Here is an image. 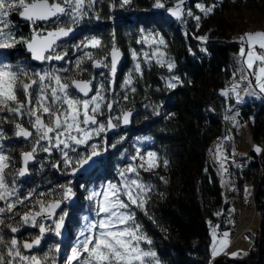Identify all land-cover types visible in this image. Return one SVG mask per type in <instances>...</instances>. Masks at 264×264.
I'll return each mask as SVG.
<instances>
[{
	"label": "snow or ice",
	"instance_id": "obj_1",
	"mask_svg": "<svg viewBox=\"0 0 264 264\" xmlns=\"http://www.w3.org/2000/svg\"><path fill=\"white\" fill-rule=\"evenodd\" d=\"M105 2L110 12L117 8L128 11L134 0H0V225H4L7 219L20 216V221L15 225H8L11 233H18L26 226L39 229V234L31 243L25 242L21 246L15 236L6 237L0 228V264H56L52 253L59 251L58 245L51 246L44 257L30 251L25 254V251L41 246L46 234L63 236L68 213L62 204L70 202L75 192L71 181H68L58 186L62 189L60 192L53 188L37 194L33 189L22 194L17 179L30 174V165L37 155L44 152L51 157L54 152H59L61 161L52 163L53 168L59 171L62 163L65 172L71 169L69 174L72 176L77 173L91 174L106 164L104 153L107 149L101 148L99 141L104 140L107 132L130 123V109L121 108L118 115L112 113L120 100L128 99L129 92L136 93L138 78H143V65L151 66L152 60H155L156 65L166 66L172 73L166 78L169 89L181 83V78L173 71L175 62L163 50L167 48L164 36L159 31H146L143 27L136 43L145 45L150 51L130 49L134 68L121 83L122 95H118L114 87L121 57L114 32L110 48L101 37L95 35H86L73 45L75 52L81 53L75 61V77L61 74L70 69L51 66V62L65 59L68 54L64 50L65 45L75 36L76 29L85 19H102L96 6ZM185 5L186 0H175L171 4L169 0H154L152 7L164 10L181 23L187 22L185 17H191L199 27L201 17L194 16ZM197 8L208 16L213 13L215 5L205 7L197 4ZM13 14L29 23L31 32L28 36L17 35V25L10 19ZM108 19L115 20L111 15ZM198 39L206 41L207 38ZM240 44L236 71L244 74L241 79L247 80L249 85H252L254 78L253 87L264 93V51H257V48L264 50V33L245 34ZM17 45L26 48L32 61L49 67L37 70L20 62L11 63V58L17 53L8 50L15 49ZM201 51L206 52L207 49L201 48ZM257 61L259 64L254 69ZM87 62H91L92 69H102L100 80L97 81L95 75L92 79L77 78L89 71L85 67ZM239 87L233 85L222 91L221 95L231 99L235 94L236 103H242ZM246 94L255 96L256 92L253 90ZM152 110L159 115L157 107ZM105 116L106 121L101 119ZM5 122L13 125L14 137L22 138L30 146V150L21 152L22 166L15 172L6 171L15 161L6 153L3 144L5 139L10 138L3 127ZM123 139L120 137L117 142ZM255 151L259 153L261 149L256 147ZM217 155L221 169L226 171L225 161L219 159V148ZM144 156L137 149V156L132 159H139V163L120 169L117 183L108 182L100 191L90 193L88 199L95 203L96 218L84 217L85 223L67 257V264H161L157 252L151 247L153 241L138 220L137 210L148 215L147 206L154 190V185L141 176V170L149 171L161 165L167 168L169 161L152 151L146 153V160ZM158 179L167 182L164 177ZM37 195L51 199H37ZM29 205L31 210L21 215L19 209ZM57 209L60 211L57 212ZM223 235L227 237L228 233ZM224 243L220 241V248L213 244V256L220 254ZM144 244L148 247H143Z\"/></svg>",
	"mask_w": 264,
	"mask_h": 264
},
{
	"label": "trees",
	"instance_id": "obj_2",
	"mask_svg": "<svg viewBox=\"0 0 264 264\" xmlns=\"http://www.w3.org/2000/svg\"><path fill=\"white\" fill-rule=\"evenodd\" d=\"M153 2L154 0H134L131 10L117 8L113 12L109 11L107 2L98 4L96 8L102 19L97 22L93 19L82 26L81 33L67 43L73 44L86 35H95L101 37L110 48L114 32L117 47L124 54V62L116 77L117 91L129 66L128 50H138L136 40L140 37V29L143 27L146 31H159L164 36L167 48L163 50L175 62L173 71L181 78V83L170 91L164 85L166 71L158 65H144L143 78H138L136 83V93H129L128 99L122 103L126 109L133 108L132 127L125 133L131 136L148 135L153 141L149 148L160 158L169 161L167 168L160 167L158 175L152 177L154 190L147 206L148 215L144 211H138V220L153 241L152 248L157 252L161 264H212L215 258L211 249L212 228L218 230L221 236L222 231L229 233L230 227L237 225L236 214L231 213L234 192L241 197L248 184L254 182V187L257 184V208L262 210V206L264 210V156L261 155L264 149V100L261 103L248 102L241 105L219 94V89L230 82L238 66L236 55L240 43L234 36L245 34L248 30L245 24L238 27L233 25L225 15L233 6L247 3L259 22H262L264 0H186L185 6L194 16L201 17L199 27L191 17H185L187 22L181 23L164 10L154 9ZM174 2L175 0H169L170 4ZM197 4L205 7L215 5V8L212 14L204 16ZM109 15L115 20H109ZM10 19L17 25V35L30 34L29 23L22 22L17 14H13ZM198 37L207 39L201 41ZM201 48H206L207 51L203 52ZM8 51L17 53L10 60L13 64L20 62L35 69L45 66L32 63L22 45ZM90 63L86 66L89 71L83 73V77L91 74L93 69ZM53 64L64 66L61 63ZM153 107L158 108L159 115L153 112ZM229 108L232 109L231 112L228 111ZM234 113L239 123L250 124L252 140L261 152L257 153L253 149L242 157H236L229 149L231 140L226 154L233 157L236 163L244 165L245 169L239 170L236 164H230V172L224 176L220 168L208 158L207 151L215 140L229 136V121L226 116ZM3 127L10 137L3 141L5 151L15 161L6 171L15 172L20 167L21 152L28 151L29 147L26 142L13 136L12 124L5 122ZM110 156L111 154L106 162ZM106 165L107 170L99 179L101 181L114 179L113 164ZM48 175L52 186L58 183L53 172ZM161 176L166 183L158 179ZM31 179L36 180L34 177ZM81 209L69 216L68 224L71 228L76 226V214ZM18 221L16 216L7 219L0 228L6 237L15 236L22 246L23 240L32 239L34 233L30 229L22 230L20 236L11 233L8 225H15ZM246 234L252 240L253 247L257 248L254 251L251 245L247 258L254 259L260 243L257 239L259 233L252 235L248 229ZM54 240L58 245L60 240ZM43 246L35 255L42 257L48 241L44 240ZM58 246L63 248L64 244ZM261 251L260 264H264V236L261 239ZM53 255L55 258L59 257L57 251Z\"/></svg>",
	"mask_w": 264,
	"mask_h": 264
},
{
	"label": "rangeland",
	"instance_id": "obj_3",
	"mask_svg": "<svg viewBox=\"0 0 264 264\" xmlns=\"http://www.w3.org/2000/svg\"><path fill=\"white\" fill-rule=\"evenodd\" d=\"M225 17L233 25H235L237 27L242 25V24H245V26H247V28H248V30L245 34L264 33V29H262V28H264V21L259 22L256 14L251 9L250 5L247 3H242L238 7L233 6L226 13ZM172 18H174V17H172ZM92 20L85 19L84 20L85 23L83 22L79 28H81L82 26H85V24H88ZM95 22H97V20H95ZM259 27H261V28H259ZM30 31H31V27H30ZM245 34H241V35L237 34L234 36V39L240 43L241 37L244 36ZM79 41L74 42L73 44L67 43L65 45L64 50H66L67 52H70V54L69 55L67 54V56L65 57L64 60L51 62V66H53V67L70 69V71H68L65 74L61 73L62 75L74 76V77L76 76V70H75L74 65H75L76 59L81 55V53L75 52L73 45L79 43ZM240 47H241V44H240ZM93 51H95V50H93ZM137 51H150V49L147 48L143 44H138V50ZM127 53H128V59H129V66L123 75L121 83L125 79V76L128 74V72L130 70H133V68H134V62H133L132 56L130 54V50H128ZM236 56H237V60L239 61L240 60L239 51H238ZM141 59H143L142 56H141ZM53 63H61V64H64V66L63 67L57 66L56 64H53ZM87 64H89V62L86 63L85 67L87 66ZM90 65H91V63H90ZM144 65L147 66V64H144ZM151 65H156L155 60H152ZM238 66H237V68H238ZM46 67H49V65H45V66L41 67V69L46 68ZM160 67L163 68L167 73V75L164 76V85L167 88L166 78L172 74L169 73L166 66H160ZM37 70H40V69H37ZM92 71L93 70H91V74H89L88 77H83L82 76L83 73H82L77 78H79V79H92V76L95 75L97 81L100 80L101 77L99 76V73H95L94 71H93L94 72L93 73ZM243 75H244L243 73L236 71L235 75L232 77L230 82L226 86H224L223 88L219 89V94L221 95L222 91H224L225 89L231 88L233 85H239L240 86L239 87V95L241 97H243V102L239 103V104L242 105V104H246L248 102L261 103L262 102V96L264 95V93H261L258 88L253 87L255 85L254 78H252V85H249L247 80L241 79V77ZM105 83L107 84L106 80H105ZM176 88H174V89H176ZM167 89L170 91L174 90V89H169V88H167ZM253 90L256 92L255 96L246 94V93L252 92ZM116 93L118 95L123 94L121 91V84L119 86V89L116 91ZM129 93H131V92H129ZM223 97H225V96H223ZM226 99L236 103L235 94L232 95L231 99H228V98H226ZM123 101L124 100H120V104L116 108V111L113 113V115H118L120 113L121 108L126 109L125 107H123L122 103L125 102V101L124 102ZM236 104H238V103H236ZM135 112L137 113V111H135ZM101 119L106 121V116L101 117ZM227 119L229 121L228 122V124H229V133L228 134H229L230 142L232 140L230 148H229L231 154H233L236 157H242V156L248 154L251 150L258 147L257 144L252 140V133H251V129H250V124L248 122L239 123L235 113L230 114L229 118H227ZM26 120H27V118L25 117V123H26ZM120 137H124V139L122 142L118 143L117 141L120 139ZM102 141H99L100 146H102V144L104 143V141H103V143H102ZM152 143H153V141L148 135H146V136H131L127 133H120L118 135L117 134L113 135L110 138V140L107 143V148H108V151L111 154V156H110L109 160H107L106 164L107 163L113 164V166H114V170H113L114 179L102 180V181L99 180L103 177V175H104L103 172L107 170V165L105 164V166L103 168L97 169L84 184L80 185L77 188L76 193L79 195V199H76L77 200L76 203H78V204L80 203L79 204L80 206L79 205H77V206H79V208H82V209H81V212H78L76 214V220H77L76 226L71 228L69 225H67V228H68L67 229V232H68L67 237L64 239H61L58 243V245H60L61 243L64 244V247L59 248V251H57V256H59V257H56V258H58V262H56V264H67V257L71 254L72 247L77 243V237H78L79 231H80L81 227L83 226V224L85 223L84 217H89L90 219L96 218L94 215L95 203H94V201H90L88 199L90 193L92 191H100L101 187L103 185H106L108 182L117 183L120 179V177L118 175V171L120 169L126 168L129 164L139 163V159L137 161H133V159H132V157L137 156V149H139L141 153L145 154L144 159L146 160L147 159V157H146L147 152H149V151L155 152L149 148L152 145ZM112 144H115L116 146L111 147ZM26 145H27V143H26ZM27 146L29 147L28 150H30V146L29 145H27ZM103 146H104V144H103ZM81 151H83V149H81ZM209 152H210V148L207 151V155ZM72 155H75V154L73 153ZM36 159H37V164L30 167L29 177L27 179H24V180H22L21 177L17 179V183L20 186L21 193L26 194L29 191L34 189L35 192L38 194L39 192H48L53 188H55V190L58 192L59 191L58 186L61 183L60 182L61 179H64L68 173V172H65L62 163L60 165L59 171L56 168H53L51 166L52 163H56L57 161H61L60 153L54 152L53 155L51 157H49L46 153L40 152L37 155ZM161 168H163L162 165H161ZM159 170H160V167L154 168V169L149 170V171L141 170L140 174L146 182H149L152 184L151 179H152V177L158 175ZM52 172L58 181V183L53 185V186H52V184H50V178L51 177L48 175V174H51ZM263 173H264V171H263ZM33 177L36 179L35 181H33L31 179ZM68 181L69 180H67V182ZM36 182H39V184H36ZM256 186H257V184H255V187H254V182L249 183L248 187L246 188L245 193L241 197H240V195H238L237 192H234V194L232 195L233 196L232 197L233 203H232V208H231L232 212L231 213L236 214L237 225H238L240 232L244 231V233H245V231L249 228L251 230L252 235H257L259 233V236L257 239L261 240L260 231H259V222H260V218H261L260 213H262L263 210H260L259 208H257V201H256V197H255L256 190H257ZM225 189H226V187H225ZM74 191H75V189H74ZM36 198L37 199H43L42 197H39L38 195L36 196ZM49 199H51V197H49ZM243 207H246L247 209L244 210ZM30 210H31L30 205L27 207H21L19 209V211L21 212V215L23 214V212H27ZM138 211H142V210H137V212ZM16 217L20 221L21 217L20 216H16ZM68 218H69V212H68L67 219ZM227 222H228V220L226 221V223ZM30 228L31 227L26 226V227L21 228V230L30 229ZM225 232L226 231H222L221 232L222 235L219 236L218 230H216L214 228H212V230H211V237H212L211 249H212L213 244H215V246L217 248H220L221 247L220 241L223 240L225 242L224 246H223V250L220 252V254L216 255L215 258L218 256H225L231 260H247L248 264H255V262L258 260V257H259L257 252L255 253L254 259L247 258V255L250 251V247L253 243L252 240L244 242L242 240V236H240V234L242 232L241 233L238 232L234 238H230L229 233H228V236L225 237L223 235ZM20 235H16V236H20ZM214 236H215V240L213 239ZM46 237H47L46 241H48V246H47L46 250L43 252L42 257H44L45 253H48L49 248L51 246L56 245V243H55L56 241L54 240L56 238L53 236V234H51V233L46 234ZM142 246L145 248L148 247V245H146V244H144ZM151 247H152V245H151ZM252 247H253V245H252ZM253 249H254V251H257V248L253 247ZM33 254H35V252ZM233 254H236V255L233 256ZM52 255H53V253H52ZM74 264H75V262H74Z\"/></svg>",
	"mask_w": 264,
	"mask_h": 264
},
{
	"label": "water",
	"instance_id": "obj_4",
	"mask_svg": "<svg viewBox=\"0 0 264 264\" xmlns=\"http://www.w3.org/2000/svg\"><path fill=\"white\" fill-rule=\"evenodd\" d=\"M19 16V15H18ZM19 19L22 21V22H24V23H28V22H26V21H24L21 17H19ZM81 29L80 28H77L76 29V32H75V36H77L79 33H81ZM74 36V37H75ZM73 37V38H74ZM26 49V48H25ZM120 50V49H119ZM26 52H27V50H26ZM120 52H121V57H120V60H119V64H118V70H119V68L122 66V64H123V62H124V54H123V52L120 50ZM27 54L29 55V57H30V60H31V55H30V53H28L27 52ZM32 61V60H31ZM32 63H34V64H37V65H42V64H40L39 62H37V61H32ZM94 70V72L95 73H100L101 71H102V69H93ZM103 71H105V70H103ZM117 73H118V71H117ZM116 83V82H115ZM114 87H115V85H114ZM90 95H91V93H90ZM131 111H132V114H133V108L132 107H130L129 108ZM131 118H132V116H131ZM131 118H130V123L127 125V126H124V125H122L121 124V126L118 128V129H116V130H113V131H109V132H107V134L105 135L106 137L107 136H109V135H111V134H114V133H120V132H123V131H127V130H129L131 127H132V124H131ZM18 140H20V141H24L22 138H17ZM106 140V139H105ZM25 142V141H24ZM212 144V143H211ZM104 148H106L107 149V144L105 143L104 144ZM47 154V153H46ZM48 155V154H47ZM108 155V151L106 150V152L104 153V159L106 158V156ZM261 155L262 156H264V149L262 150V153H261ZM21 156V155H20ZM36 164V160H35V162L34 163H32L30 166H33V165H35ZM22 165H21V162H20V167H21ZM19 167V168H20ZM92 173V172H91ZM264 174V173H263ZM30 175V174H29ZM29 175H27L26 177H21V179L22 180H24V179H27L28 177H29ZM90 174H80V173H77L75 176H72V175H70L69 174V176L70 177H78L79 179H82V178H84V177H86V176H89ZM70 205H74V204H76V197L74 196L73 197V199L70 201V202H68ZM67 203V204H68ZM62 206H63V204H62ZM261 209L263 210V208H262V206H261ZM59 211V209H57V212ZM33 230H38V233H39V229L38 228H32ZM259 231H260V238L262 239L263 238V236H264V210H263V212H262V214H261V218H260V222H259ZM67 229H65L64 230V234H63V236L62 237H59L60 239H64V238H66L67 237ZM16 235H19L20 234V231L18 232V233H15ZM31 241L32 240H25V241H23L22 242V245L25 243V242H28V243H31ZM43 248V244H42V242H41V246H39V247H37V248H34V249H32V250H26L25 251V253L26 254H29V251H30V253L31 254H33L34 252H37V251H39V250H41ZM261 254H262V251H261V240H260V243H259V247H258V260L255 262V264H260L261 263ZM212 264H248V262H247V260H231V259H229V258H227V257H225V256H218V257H216V258H214L213 259V263Z\"/></svg>",
	"mask_w": 264,
	"mask_h": 264
},
{
	"label": "flooded vegetation",
	"instance_id": "obj_5",
	"mask_svg": "<svg viewBox=\"0 0 264 264\" xmlns=\"http://www.w3.org/2000/svg\"><path fill=\"white\" fill-rule=\"evenodd\" d=\"M106 71V70H105ZM113 114V113H112ZM128 131V130H127ZM126 131H123V132H120V133H125ZM120 133H114V134H111V135H109V136H104V143H103V141H102V143L103 144H107L108 143V141L110 140V138L113 136V135H118V134H120ZM106 139V140H105ZM103 144H102V146H101V148H104V146H103ZM107 151H108V148H107ZM109 151H108V155L106 156V158H105V160L107 159V157L109 156ZM36 164H37V159H36ZM35 164V165H36ZM34 166V165H33ZM30 167H32V166H30ZM68 173H67V176L64 178V179H61V183L59 184V185H64L66 182H67V180H69V181H71V184H72V187H73V191H74V189H75V197H76V199H79V195L76 193V191H77V188L80 186V185H82V184H84L88 179H89V177L95 172H92L89 176H86V177H84V178H82V179H79L78 177H70L69 176V173L71 172V169H69L68 171H67ZM57 180V179H56ZM58 192H60V191H62V189L61 188H59L58 187ZM76 202H77V200H76ZM80 204V203H79ZM78 203H76V204H74V205H70L69 203L67 204V203H65V204H63V206H62V208L65 210V211H67V213L69 212V216L70 215H72V213L74 212V211H76L77 209H79V205ZM77 205H79V206H77ZM60 211V210H59ZM58 211V212H59ZM69 219V218H68ZM68 219L66 220V229H68L67 228V225H69L68 224ZM48 223L50 224L51 223V221H48ZM21 230V229H20ZM30 230L31 231H33V233H34V237L36 236V235H38L39 233H38V230H33L32 229V227L30 228ZM21 232H22V230H21ZM53 236L57 239V240H61L59 237H57V236H55L54 234H53ZM34 237H32V239L34 238ZM46 235H45V238L43 239V241L44 240H46ZM43 248H44V246H43ZM42 248V249H43ZM41 249V250H42Z\"/></svg>",
	"mask_w": 264,
	"mask_h": 264
},
{
	"label": "built area",
	"instance_id": "obj_6",
	"mask_svg": "<svg viewBox=\"0 0 264 264\" xmlns=\"http://www.w3.org/2000/svg\"><path fill=\"white\" fill-rule=\"evenodd\" d=\"M257 51L260 52V51H263V50H260V49L257 48ZM258 64H259V61L256 62V64H254V69L258 66ZM262 99L264 100V96H262ZM218 139L220 141L224 142V153H225L224 158H225V162H226L225 163V169H226V171L224 169H221V166L216 163L215 159L213 158L212 152H211V146H210V154L208 153V156L211 159V161H213V163L217 167L220 168L221 174L224 175V176L229 174V172H230V169H229L230 168V164H236L239 170H244L245 169V166L244 165H242L241 163H236V160L233 157H230V156H228L226 154L227 147L230 144L229 136L227 135V136H224V137H221V138H218ZM233 161L235 163H233ZM243 209L245 210L247 208L246 207H243ZM238 231H239L238 225H232L230 227V229H229V236H230V238H234L236 236V234H237ZM246 231H245V233H244V231H241L242 233L240 232L241 233L240 236H242V240L244 242L249 241V237L247 236Z\"/></svg>",
	"mask_w": 264,
	"mask_h": 264
},
{
	"label": "bare ground",
	"instance_id": "obj_7",
	"mask_svg": "<svg viewBox=\"0 0 264 264\" xmlns=\"http://www.w3.org/2000/svg\"><path fill=\"white\" fill-rule=\"evenodd\" d=\"M258 62V61H257ZM219 148V159L220 160H224L225 161V153H224V142L220 141V140H215L212 145H211V152H212V155H213V158L215 159L216 163L218 165H220V163L218 162V155H217V149ZM210 154V152H209ZM209 158V156H208ZM210 159V158H209ZM211 160V159H210ZM226 163V162H225ZM20 234H21V230H20ZM19 234V235H20ZM16 235V234H15ZM27 240H30V239H26ZM32 240V239H31ZM25 241V240H23ZM42 244H43V240H42ZM40 251V250H39ZM38 252V251H37Z\"/></svg>",
	"mask_w": 264,
	"mask_h": 264
}]
</instances>
